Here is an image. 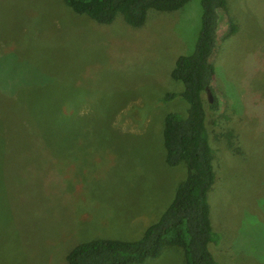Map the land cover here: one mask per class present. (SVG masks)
Here are the masks:
<instances>
[{"label":"rangeland","instance_id":"rangeland-1","mask_svg":"<svg viewBox=\"0 0 264 264\" xmlns=\"http://www.w3.org/2000/svg\"><path fill=\"white\" fill-rule=\"evenodd\" d=\"M227 6L212 59L217 114L204 94L217 157L208 198L220 240L211 249L217 264H264V0ZM202 15V0H190L150 9L140 26L121 14L104 24L66 0H0V105L9 94L47 110L41 121L79 117L80 125L67 149L46 139L55 149L43 152V140L15 139L0 156V264H69L76 245L138 239L161 216L187 176L185 162H166L165 117L190 106L172 70L195 51ZM5 113L17 132L36 131ZM140 264L187 263L183 248L166 246Z\"/></svg>","mask_w":264,"mask_h":264},{"label":"trees","instance_id":"trees-1","mask_svg":"<svg viewBox=\"0 0 264 264\" xmlns=\"http://www.w3.org/2000/svg\"><path fill=\"white\" fill-rule=\"evenodd\" d=\"M188 1L190 0H66L76 12L85 13L100 23H111L121 14L132 26L142 25L150 9L177 10ZM202 5V28L196 49L193 53L181 55L172 70V77L185 85L181 95L188 101L189 111L187 115L170 111L165 117L164 126L166 162L171 166L185 162L186 178L178 185L169 206L155 222L146 227L140 238H95L82 242L67 254L69 264H140L158 257L166 246L183 248L187 264H217L211 246L218 244L220 238L219 233L213 229L208 198L216 181L217 157L213 136L207 127L204 94L208 93V88L214 93L215 66L212 59L220 35L219 13L228 10V6L227 0H202ZM229 23L234 32L235 24L231 19ZM5 96L7 106L0 105V156L12 149L15 139L43 140L45 146H41L40 150L51 152L55 147L46 139L59 142L67 149V141L78 136L79 117L68 124L58 122L62 120L61 117L58 121H41L40 117L49 113L47 110L32 105L26 107L17 96L15 100L9 94ZM176 96L177 93L171 92L163 100L169 101ZM12 100L13 106L9 104ZM209 107L217 114L220 102L217 99L213 102L209 98ZM5 110L16 111L26 117V120L35 123L36 131L31 134L17 132L16 127L7 119ZM224 118L230 121V113ZM218 124L226 127V122ZM224 132V137L233 145V133L228 129ZM62 172L58 171V174ZM71 174L74 172L62 174V179L57 182H62Z\"/></svg>","mask_w":264,"mask_h":264},{"label":"water","instance_id":"water-1","mask_svg":"<svg viewBox=\"0 0 264 264\" xmlns=\"http://www.w3.org/2000/svg\"><path fill=\"white\" fill-rule=\"evenodd\" d=\"M208 94H209L210 100L213 101L214 96H213L212 91L209 88H208Z\"/></svg>","mask_w":264,"mask_h":264}]
</instances>
